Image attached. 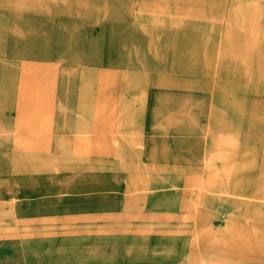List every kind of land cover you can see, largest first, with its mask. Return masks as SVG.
<instances>
[{
  "label": "rangeland",
  "instance_id": "1",
  "mask_svg": "<svg viewBox=\"0 0 264 264\" xmlns=\"http://www.w3.org/2000/svg\"><path fill=\"white\" fill-rule=\"evenodd\" d=\"M261 9L0 0V264H264V40L240 59ZM68 90L76 149L52 127Z\"/></svg>",
  "mask_w": 264,
  "mask_h": 264
},
{
  "label": "crops",
  "instance_id": "2",
  "mask_svg": "<svg viewBox=\"0 0 264 264\" xmlns=\"http://www.w3.org/2000/svg\"><path fill=\"white\" fill-rule=\"evenodd\" d=\"M68 91H69L68 94L64 93L63 95H58V94H56V96L54 95L52 101L50 102V109L53 115L52 127L55 134L62 133V135L59 136L60 139L66 140L64 135L66 133H69V135L73 138V143L71 148L76 149L77 147L76 145H74L76 144L75 142L81 139L82 136L81 133L84 132V129L90 128L91 122L89 120V116H90L89 110L85 108L87 102L84 96L83 95L79 96L78 94L70 93V90ZM18 107H21L20 101H18ZM40 108L42 109L43 105H41ZM51 139L52 141L60 142L58 139L56 140L54 137ZM80 141L84 144L86 143L87 145L89 144V141H82V140ZM55 147H60L64 149V147L61 144ZM96 163L103 164L100 161L94 162L93 164Z\"/></svg>",
  "mask_w": 264,
  "mask_h": 264
},
{
  "label": "bare ground",
  "instance_id": "3",
  "mask_svg": "<svg viewBox=\"0 0 264 264\" xmlns=\"http://www.w3.org/2000/svg\"><path fill=\"white\" fill-rule=\"evenodd\" d=\"M131 1V0H130ZM162 1H164V0H162ZM166 2H170V1H177V0H165ZM202 1H204V0H202ZM245 2V1H244ZM105 3H106V1H105ZM134 4H136V3H134ZM237 5H238V3H237ZM236 6V5H235ZM239 7V6H238ZM238 7H236L237 9H238ZM260 6H258V8H259ZM213 8V7H212ZM235 8V7H234ZM242 8V7H241ZM244 8H245V5H244ZM249 8V7H248ZM254 8V7H253ZM257 8V9H258ZM209 9V8H208ZM232 9V8H231ZM173 10V9H172ZM228 11H229V9H227ZM233 10V9H232ZM238 10H240V9H238ZM256 10V9H255ZM254 10V11H255ZM174 11V10H173ZM172 11V12H173ZM208 11V10H207ZM227 11V12H228ZM234 11V10H233ZM241 11V10H240ZM252 11V10H251ZM261 11H262V9H261ZM263 11H264V9H263ZM263 11H262V13H263ZM100 12V11H99ZM124 12V11H123ZM260 12V11H259ZM105 13V12H104ZM140 13V12H139ZM237 13V12H236ZM77 14V13H76ZM106 14V13H105ZM260 14H261V12H260ZM259 14V15H260ZM104 15V14H103ZM142 15V14H141ZM140 15V16H141ZM236 15V14H235ZM240 15H241V13H240ZM258 15V16H259ZM263 15H264V13L262 14V17H263ZM104 16H107V14L106 15H104ZM133 16V15H132ZM227 16V15H226ZM233 16V15H232ZM256 16V15H255ZM257 16V17H258ZM160 17H161V15H160ZM182 17V16H181ZM256 17V18H257ZM153 18V17H152ZM157 18L158 17H156L155 19L157 20ZM163 18V17H162ZM171 18H172V16H171ZM171 18H170V20L169 21H171ZM183 18V17H182ZM228 18V17H227ZM235 18V17H234ZM246 18H247V15H246ZM249 18V17H248ZM260 18H261V16H260ZM178 19V18H177ZM233 19V18H232ZM185 20V19H184ZM226 20H228L229 21V19H226ZM240 20V19H239ZM249 20V19H248ZM161 21V20H160ZM172 21L174 22L175 21V19L173 20L172 19ZM209 21V20H208ZM247 21V20H246ZM259 21V20H258ZM157 22H158V20H157ZM162 22V21H161ZM177 22V21H176ZM227 22V21H226ZM225 22V23H226ZM245 21H243L242 22V24L244 23ZM248 23V22H247ZM254 23H255V20H249V24H247V25H243L241 28L244 30H246L247 31V34H246V37H247V44L248 45H246V50H245V52L242 54V56H240V59H241V65L242 64H244V63H247L248 64V60L249 59H251L252 58V55L254 54V52H259V51H261L260 49L262 48V45H261V42L264 40V25H262V24H259V28L257 29V30H254V29H252L253 27H254ZM161 24H163V23H161ZM169 24H171V22L169 23ZM173 24V23H172ZM172 24H171V26H172ZM180 24V23H179ZM221 24V23H220ZM237 24H239V23H237ZM257 24V23H256ZM152 25V24H151ZM155 25V24H154ZM160 25V24H159ZM159 25H157L156 24V26H159ZM227 25V24H226ZM164 26V25H163ZM214 26V25H213ZM234 26L236 27V25L234 24ZM146 27V26H145ZM209 27V26H208ZM252 27V28H251ZM139 28H140V26H139ZM144 28V27H143ZM247 28H249L248 30H247ZM155 29H157V28H155ZM212 29H213V27H212ZM211 29V30H212ZM242 29H240L239 28V31L240 30H242ZM143 30V29H142ZM152 30V29H151ZM210 30V31H211ZM242 30V31H243ZM203 31H204V29H203ZM157 32V31H156ZM244 33V32H243ZM152 36V35H151ZM220 37V36H219ZM228 37V36H227ZM226 37V38H227ZM210 39V38H209ZM229 39V38H228ZM228 39H227V41H228ZM220 41V40H219ZM207 42H208V40H207ZM204 43H206V42H204ZM228 43H229V41H228ZM206 47V46H205ZM154 48V47H153ZM217 49H218V47H217ZM154 50H155V48H154ZM219 50V49H218ZM217 52V51H216ZM154 53H156L155 51H154ZM203 53V52H202ZM205 54H207V51L205 52ZM219 54V53H218ZM203 55V54H202ZM216 54H214V56H215ZM244 55V56H243ZM260 55V54H259ZM206 57H207V55H206ZM217 57V56H216ZM211 58V57H210ZM213 58H215V57H213ZM245 58H248V59H245ZM212 59V58H211ZM262 59V58H261ZM204 60H205V58H204ZM210 61V60H209ZM208 64V66H209V63H207ZM210 65H211V63H210ZM61 66V65H60ZM183 69H184V71H187V70H189V68H186V66L185 65H183V64H181L180 65ZM205 66V65H204ZM218 66V65H217ZM47 67V66H46ZM205 67H207V66H205ZM211 67V66H210ZM214 67H216V65L215 64H213V68ZM59 68V67H58ZM208 68V67H207ZM218 68V67H217ZM61 69V68H60ZM261 73H262V71H261ZM264 75V74H263ZM213 77H215L214 75H213ZM102 82V81H101ZM249 82V81H248ZM211 102V101H210ZM209 113V112H208ZM112 114V113H111ZM207 121H208V119H207ZM207 124V123H206ZM161 127V126H160ZM161 128H163V127H161ZM201 129H202V127H201ZM201 135V134H200ZM224 136V135H223ZM143 137V136H142ZM203 137V136H202ZM138 138V137H137ZM140 138H141V136H140ZM219 138V137H218ZM217 138V139H218ZM142 139V138H141ZM203 139V138H202ZM138 140H139V138H138ZM219 140V139H218ZM226 140V139H225ZM236 140V139H235ZM137 141V140H136ZM140 141V140H139ZM138 142V141H137ZM143 142V141H142ZM204 141H202V143H203ZM210 142V141H209ZM218 142V141H217ZM219 143V142H218ZM139 144V143H138ZM137 144V145H138ZM145 144V143H144ZM218 145L219 144H217V147H218ZM133 146H134V144H133ZM140 145H138V147H139ZM142 146V145H141ZM140 146V147H141ZM144 146H142L141 148H143ZM216 147V148H217ZM228 147V146H227ZM137 148V147H136ZM107 151V150H106ZM218 151V150H217ZM220 151V150H219ZM152 156H154L153 154H152ZM122 158V157H121ZM203 158V157H202ZM155 160V159H154ZM153 160V161H154ZM122 161V160H121ZM167 162V161H166ZM175 162V161H174ZM186 162V161H185ZM199 162V161H198ZM204 162V161H203ZM152 163V162H151ZM155 163V162H154ZM248 163V162H247ZM252 163V162H251ZM254 163V162H253ZM61 165H64L63 163H60ZM153 164V163H152ZM186 164V163H185ZM188 165V164H187ZM249 165V164H248ZM146 166V165H145ZM167 166V165H166ZM242 166H243V164H242ZM252 166H253V164H252ZM124 166H122V168H123ZM129 167V166H128ZM248 167V166H247ZM49 168H50V171L52 172V173H55V174H57L58 172H60V176H61V178L63 179H60V182L62 181V182H65V183H68L69 181H70V177H71V175H70V173L68 172V171H59V170H62V169H60V168H58L57 167V164H56V162H50L49 161ZM135 168V167H134ZM146 168V167H145ZM165 168V167H164ZM190 168V167H189ZM188 168V169H189ZM137 169V168H136ZM148 169V168H147ZM153 169V168H152ZM193 169V168H192ZM123 170H124V168H123ZM174 170V169H173ZM177 170V169H176ZM197 170V169H196ZM152 171V170H151ZM154 171V170H153ZM184 172V171H183ZM215 173V172H214ZM64 174V175H63ZM201 174V173H200ZM213 176V175H212ZM261 176H263V175H261ZM217 178H219V177H217ZM206 180H208V182L210 183V179H206ZM139 182H140V180H139ZM207 182V183H208ZM205 183V182H204ZM214 185V184H213ZM262 188H263V186H262ZM216 190V189H215ZM150 192V191H149ZM152 192V191H151ZM175 192V191H174ZM215 192V191H214ZM208 193V192H207ZM217 195V194H216ZM221 195V194H220ZM218 196V195H217ZM223 196V195H222ZM263 196V195H262ZM221 197V196H220ZM238 198V197H237ZM262 198V197H261ZM213 199H214V197H213ZM221 199V198H220ZM226 199V198H225ZM242 199V198H241ZM106 200H110V197H107V199ZM223 200V199H222ZM225 201V200H224ZM240 202V201H239ZM104 205H105V203H103ZM201 204V203H200ZM203 204V203H202ZM240 204V203H239ZM241 207V206H240ZM245 208V207H244ZM245 210V209H244ZM245 212V211H244ZM241 215V214H240ZM244 215V214H243ZM242 215V216H243ZM257 215V214H256ZM258 215H259V213H258ZM244 218H248V217H246V215H244ZM200 232V231H199ZM191 236V235H190ZM190 243V242H189ZM190 245V244H189ZM188 256V255H187ZM209 257V256H208ZM211 257V256H210ZM201 258V257H200ZM199 258V259H200ZM187 259V258H186ZM223 259V258H222ZM224 260V259H223ZM222 260V261H223ZM200 261V260H199ZM212 261V260H211ZM218 261V260H217ZM221 261V260H220ZM219 261V263H221ZM201 262V261H200ZM202 262H203V264H207V260L206 259H202ZM205 262V263H204ZM217 263V262H216ZM180 264V263H179ZM201 264V263H200ZM226 264H229V262H227ZM230 264H231V262H230Z\"/></svg>",
  "mask_w": 264,
  "mask_h": 264
}]
</instances>
